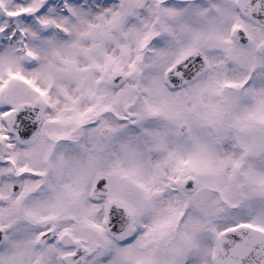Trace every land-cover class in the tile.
<instances>
[{"label":"snow or ice","instance_id":"obj_1","mask_svg":"<svg viewBox=\"0 0 264 264\" xmlns=\"http://www.w3.org/2000/svg\"><path fill=\"white\" fill-rule=\"evenodd\" d=\"M0 264H264V0H0Z\"/></svg>","mask_w":264,"mask_h":264}]
</instances>
